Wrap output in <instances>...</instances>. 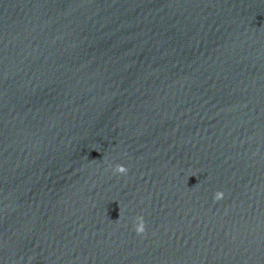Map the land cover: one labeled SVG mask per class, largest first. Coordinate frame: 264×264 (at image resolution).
<instances>
[{
  "label": "water",
  "instance_id": "95a60500",
  "mask_svg": "<svg viewBox=\"0 0 264 264\" xmlns=\"http://www.w3.org/2000/svg\"><path fill=\"white\" fill-rule=\"evenodd\" d=\"M0 264H264V0H0Z\"/></svg>",
  "mask_w": 264,
  "mask_h": 264
},
{
  "label": "clouds",
  "instance_id": "9594fccd",
  "mask_svg": "<svg viewBox=\"0 0 264 264\" xmlns=\"http://www.w3.org/2000/svg\"><path fill=\"white\" fill-rule=\"evenodd\" d=\"M113 171L123 174V173L127 172V168L123 164H116L114 166V168H113ZM224 195L225 194H224V192L222 190H217L214 193L213 199L216 200V201H219V200L224 198ZM122 215H123V213L121 212V216ZM134 229H135L137 234H142V233L145 232L146 226H145V221H144L143 216L135 217Z\"/></svg>",
  "mask_w": 264,
  "mask_h": 264
}]
</instances>
